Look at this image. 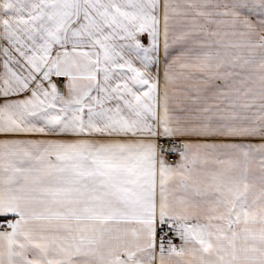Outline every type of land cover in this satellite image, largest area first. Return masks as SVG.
Returning a JSON list of instances; mask_svg holds the SVG:
<instances>
[{
	"label": "snow or ice",
	"instance_id": "6c2138e0",
	"mask_svg": "<svg viewBox=\"0 0 264 264\" xmlns=\"http://www.w3.org/2000/svg\"><path fill=\"white\" fill-rule=\"evenodd\" d=\"M0 264H264V0H0Z\"/></svg>",
	"mask_w": 264,
	"mask_h": 264
}]
</instances>
